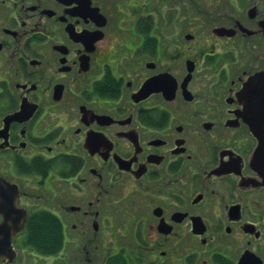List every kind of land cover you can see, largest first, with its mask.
<instances>
[{"label": "flooded vegetation", "instance_id": "af4514ba", "mask_svg": "<svg viewBox=\"0 0 264 264\" xmlns=\"http://www.w3.org/2000/svg\"><path fill=\"white\" fill-rule=\"evenodd\" d=\"M0 255L264 264V0H0Z\"/></svg>", "mask_w": 264, "mask_h": 264}, {"label": "trees", "instance_id": "16d2710c", "mask_svg": "<svg viewBox=\"0 0 264 264\" xmlns=\"http://www.w3.org/2000/svg\"><path fill=\"white\" fill-rule=\"evenodd\" d=\"M54 225V224H53ZM50 231H45V230H42L40 231V236L39 237H35V246L39 249V251L41 253H46V247L45 245L48 244V241H46L47 239V236H49V234H53L55 231H54V228L50 227L49 228Z\"/></svg>", "mask_w": 264, "mask_h": 264}]
</instances>
